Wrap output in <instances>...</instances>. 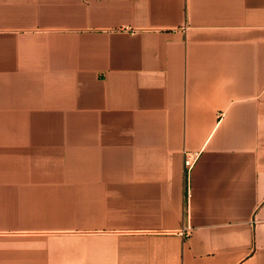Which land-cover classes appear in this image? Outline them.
<instances>
[{
	"label": "crops",
	"instance_id": "obj_1",
	"mask_svg": "<svg viewBox=\"0 0 264 264\" xmlns=\"http://www.w3.org/2000/svg\"><path fill=\"white\" fill-rule=\"evenodd\" d=\"M0 264H264V0H0Z\"/></svg>",
	"mask_w": 264,
	"mask_h": 264
},
{
	"label": "built area",
	"instance_id": "obj_2",
	"mask_svg": "<svg viewBox=\"0 0 264 264\" xmlns=\"http://www.w3.org/2000/svg\"><path fill=\"white\" fill-rule=\"evenodd\" d=\"M198 152L194 151H185L183 157V167L184 171L188 172L190 166L192 165L193 161L196 159ZM181 234H188L189 228L187 226H183L179 231Z\"/></svg>",
	"mask_w": 264,
	"mask_h": 264
},
{
	"label": "rangeland",
	"instance_id": "obj_3",
	"mask_svg": "<svg viewBox=\"0 0 264 264\" xmlns=\"http://www.w3.org/2000/svg\"><path fill=\"white\" fill-rule=\"evenodd\" d=\"M74 234H78V232H73Z\"/></svg>",
	"mask_w": 264,
	"mask_h": 264
}]
</instances>
